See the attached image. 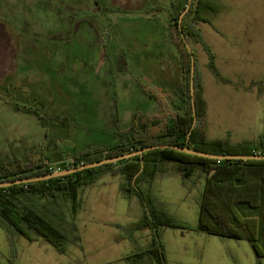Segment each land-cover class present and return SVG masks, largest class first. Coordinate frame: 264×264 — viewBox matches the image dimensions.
<instances>
[{"label":"rangeland","instance_id":"374dc122","mask_svg":"<svg viewBox=\"0 0 264 264\" xmlns=\"http://www.w3.org/2000/svg\"><path fill=\"white\" fill-rule=\"evenodd\" d=\"M170 2L172 0H0V162L7 164L42 148L46 150L45 163L52 169L61 168L65 162L71 164L74 150H80L94 130L82 119V108L91 104L85 101L89 97L79 81L86 78L94 85L98 83L95 80L104 79L101 54H106L107 72L113 69L110 65L115 56L119 57L121 66L124 58L130 69H133V59H146L145 52L153 51V43L148 45L152 29L168 30L169 35L174 19L179 18L188 0H181L174 9L177 0ZM251 14L232 13L227 20L257 21L256 15ZM202 15L209 17L206 12ZM188 44L200 71L198 48L192 41ZM144 69L146 66L142 65V71ZM74 86L80 93L72 92ZM97 91L95 96L99 94ZM174 99L178 104V98ZM15 104L37 108L46 116L70 115L68 126L66 130L53 131L52 137L46 138L45 129L38 125L37 119L16 112ZM89 114L92 111L88 108L90 121ZM229 116V122L234 125L230 136L233 141L225 140L238 144L249 136L245 126L238 125L237 119ZM222 134L212 127L208 131L206 125L208 140L220 139ZM166 167L168 173L157 176L153 186L152 181L142 189L150 196L160 217H169L192 230L160 229L159 242L165 264H257L247 242L196 231L204 177L195 173L189 179H182L173 173L172 166ZM121 180L120 176L104 174L81 193L82 208L75 218L80 248L69 246L66 254L60 255L42 239L30 242L16 237L10 243L0 227V264H137L136 261L153 264L147 256L134 258L149 249L153 240L149 229H129L143 216L140 203L137 209L140 218L126 226H116L119 232L111 227L113 221L125 224L135 216H125L122 202L112 194L114 184ZM132 198L134 196L126 199ZM240 218L264 248V237L253 219ZM260 264H264V259Z\"/></svg>","mask_w":264,"mask_h":264},{"label":"trees","instance_id":"16d2710c","mask_svg":"<svg viewBox=\"0 0 264 264\" xmlns=\"http://www.w3.org/2000/svg\"><path fill=\"white\" fill-rule=\"evenodd\" d=\"M217 11L214 3L192 0L182 19L181 29L187 43L192 41L204 48L208 55V68L218 76L213 57L196 29L198 22L210 23V18L203 17L204 12L211 16ZM169 40L178 53L180 69L184 74L185 82L179 89V106H169L144 88V93L161 106L160 114L134 115L125 129L117 126L116 133L108 144L87 146L83 150L74 151L72 163L65 162L66 165L56 170L45 163L46 150L42 148L34 149L21 159L14 158L7 164L0 162V184L49 175L57 170L63 171L154 146L184 147L187 144L197 152L218 156L264 155V136L254 143L238 144H231L227 140L207 139L206 105L194 54L193 99L196 116L193 125L190 56L178 30V17L169 29ZM14 109L34 116L38 125L45 129L46 138H51L53 131H63L68 126L67 117L46 116L37 108L16 104ZM52 144L56 148L55 143ZM61 161L62 159L57 162ZM168 165L182 179H189L195 173L204 177L196 231L247 242L257 264H260L264 259V248L240 216L242 219H253L258 232L264 237V161H213L173 150H155L143 154L141 159L135 157L63 178L0 189V227L4 229L10 243L16 237L30 242L42 239L60 255L66 254L69 246L80 248L75 218L82 208L81 193L102 175H116L122 179L118 187L120 194L126 198L134 196L143 209L142 218L129 229H149L152 232L153 240L149 249L136 254L134 258L147 256L153 264H165L159 242L160 229L192 230L169 217H160L150 196L142 189L143 185L151 184L157 176L168 173Z\"/></svg>","mask_w":264,"mask_h":264},{"label":"crops","instance_id":"0c3cea01","mask_svg":"<svg viewBox=\"0 0 264 264\" xmlns=\"http://www.w3.org/2000/svg\"><path fill=\"white\" fill-rule=\"evenodd\" d=\"M200 1L214 3L218 8V11L211 15L212 22L196 24L203 43L213 57L218 76L208 68V55L204 48L194 43L198 48V55L200 54L199 74L206 105L208 131L211 127L214 131L221 130L222 137L215 140L233 141L230 138L233 133L231 127L234 126L229 122L231 114L237 119L238 125L245 126V132L249 136L239 143L257 142L264 136V0ZM173 2L174 0L170 3ZM180 3L181 0H177L172 9L177 8ZM232 13L237 15L254 13L257 21L227 20ZM151 32L148 45L153 43V51L145 52L146 59L137 60L134 56L133 69L129 68L124 58L122 61L124 65H119V57L115 56L116 59L110 65L113 69L107 72V57L106 54H101L99 59L100 67H104V79L95 80L98 83L94 82V85L86 78L83 82L79 81L82 88H85V95L89 97L88 101H85L91 104L90 107L82 108L84 110L82 119L94 128L92 136L87 142L84 141L80 150L87 146L108 144L115 135L117 126L125 129L134 115L160 114L161 106L154 98L144 93V88L169 106L180 105L179 89L183 87L185 81L178 53L169 40L168 30L156 32L153 28ZM155 46H158V49H155ZM141 64L146 66L143 71ZM139 71L141 73H138ZM88 76L91 80L92 76L90 74ZM73 89L74 94L80 93V89H76L75 86ZM97 90L99 94L95 96ZM174 97L178 98V104L175 103ZM88 108L92 111V114H89V117L92 116L90 121L87 118ZM157 178L153 180L151 186ZM119 184L120 182L114 184L112 194L114 193L122 202L125 216L130 214L135 216L125 224H116L113 221L111 227H115L118 232L121 230L116 226H126L141 216L137 210L139 204L137 198L128 200L123 197L118 190ZM151 186L147 187L148 191ZM145 187L144 185L142 188ZM116 236L115 234L114 237ZM136 263L138 264V261Z\"/></svg>","mask_w":264,"mask_h":264},{"label":"water","instance_id":"95a60500","mask_svg":"<svg viewBox=\"0 0 264 264\" xmlns=\"http://www.w3.org/2000/svg\"><path fill=\"white\" fill-rule=\"evenodd\" d=\"M190 7V0H188L187 5L183 12L179 15L178 18V30L181 35V38L183 40V43L185 44V47L189 53L190 56V96H191V109H192V116H193V125L195 124V105H194V99H193V78H194V58L192 51L190 49L189 44L187 43L186 39L184 38L182 34V29H181V22L187 11L189 10ZM173 150L177 152H181L187 155L195 156L198 158H203V159H208V160H213V161H223V160H235V161H264V155H253V156H218V155H211V154H205L201 152H197L195 150H192L188 147L186 144L184 147H176V146H170V145H164V146H154V147H149L145 149L138 150L136 152L128 153V154H123L120 156H116L113 158L109 159H104L101 161H97L91 164L87 165H82L79 167H73L67 170L63 171H56L53 172L49 175H44V176H39V177H30L26 178L23 180H17L14 182H4L0 184V189H5L13 186H19V185H26V184H33L37 182H43V181H48L51 179H56V178H63L65 176L72 175L74 173H79L85 170H91L95 169L104 165H109V164H115L124 160H129L135 157H139L140 159L142 158L143 154L155 151V150Z\"/></svg>","mask_w":264,"mask_h":264}]
</instances>
